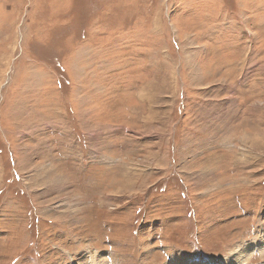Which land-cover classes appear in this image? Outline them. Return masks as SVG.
<instances>
[{
    "label": "rangeland",
    "instance_id": "1",
    "mask_svg": "<svg viewBox=\"0 0 264 264\" xmlns=\"http://www.w3.org/2000/svg\"><path fill=\"white\" fill-rule=\"evenodd\" d=\"M0 264H264V0H0Z\"/></svg>",
    "mask_w": 264,
    "mask_h": 264
},
{
    "label": "bare ground",
    "instance_id": "2",
    "mask_svg": "<svg viewBox=\"0 0 264 264\" xmlns=\"http://www.w3.org/2000/svg\"><path fill=\"white\" fill-rule=\"evenodd\" d=\"M245 253H246V250H242V251H240V252H238L236 255H237V258L240 260L241 258H245L246 256H245ZM238 260V261H239ZM242 260H244V259H242ZM241 260V261H242ZM237 261V262H238Z\"/></svg>",
    "mask_w": 264,
    "mask_h": 264
}]
</instances>
